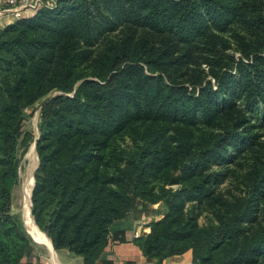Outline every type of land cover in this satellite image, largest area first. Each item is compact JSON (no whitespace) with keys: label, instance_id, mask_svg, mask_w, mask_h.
<instances>
[{"label":"trees","instance_id":"obj_1","mask_svg":"<svg viewBox=\"0 0 264 264\" xmlns=\"http://www.w3.org/2000/svg\"><path fill=\"white\" fill-rule=\"evenodd\" d=\"M42 2L0 28V264H47L10 215L40 101L53 250L98 264L140 213L150 262L264 264V0Z\"/></svg>","mask_w":264,"mask_h":264},{"label":"crops","instance_id":"obj_2","mask_svg":"<svg viewBox=\"0 0 264 264\" xmlns=\"http://www.w3.org/2000/svg\"><path fill=\"white\" fill-rule=\"evenodd\" d=\"M2 12L0 15H3ZM8 21L2 23L0 22L1 27L10 24L15 21L13 16L10 13H7L4 17H2L1 21ZM151 222V218L149 216L133 213L130 217L125 220H122L116 224V228L124 231V237L127 240L125 243L113 244L108 247L105 253L100 258V262L98 264H156L155 262L148 261L141 253L140 249L134 243V233H144L147 234L150 231L149 224ZM56 253V252H55ZM72 257H75L71 255ZM79 263L82 264V260L79 257ZM56 259L58 264H61L57 254ZM191 252L188 251L181 256L173 257L164 260L161 264H191ZM51 264H53L51 262Z\"/></svg>","mask_w":264,"mask_h":264},{"label":"rangeland","instance_id":"obj_3","mask_svg":"<svg viewBox=\"0 0 264 264\" xmlns=\"http://www.w3.org/2000/svg\"><path fill=\"white\" fill-rule=\"evenodd\" d=\"M47 1H49V0H47ZM5 9H7L6 6L5 7L0 6V11H3ZM7 13H9V12H7ZM7 13H3V15H0V22L4 23L10 19V18H8L7 20L1 21L2 17H4ZM0 26H1V24H0ZM41 103L42 102L40 101L39 103L36 104V106L34 107L36 109L35 113L33 114V116L31 118H29L28 120L25 121V124L23 127V130L25 132H29L34 138H36L35 136H38V133H39V129H38L39 117L37 114V112H38L37 108ZM33 143L30 144L27 153L25 154V156L23 157V159L20 162L21 168L19 170V177H20L19 182H18V184L13 185L10 189V196H11L10 215L22 222V226H23L24 230H25V227L23 225V223H24L23 205H24V200H25L24 183H25L26 179L28 178L29 168H30V165L32 162ZM29 156H30V158H29ZM153 208H157V206H154ZM206 221H207V219L203 215L199 219L198 223H199V225H204L206 223ZM34 241H33L34 254L36 256H39L44 263L51 264L49 251L45 247L41 246L37 242L35 243ZM55 252H56L55 255L57 254V257H58L61 264H80L78 258L72 257L71 254L65 250L55 251Z\"/></svg>","mask_w":264,"mask_h":264},{"label":"bare ground","instance_id":"obj_4","mask_svg":"<svg viewBox=\"0 0 264 264\" xmlns=\"http://www.w3.org/2000/svg\"><path fill=\"white\" fill-rule=\"evenodd\" d=\"M32 153H33V156H32V162H31V165L29 168V175H28V178L26 179V181L24 183L25 200H24V205H23V220H24L23 225L25 227L26 232L31 237V239L33 241L35 240L34 241L35 243L36 242L39 243L41 246L45 247L49 251L50 261L53 264H58L55 252L52 249V245L50 243L49 238L36 227L34 220H33V217L31 215V212H30V193H31V189L33 186L32 174H33L34 169L37 165V156H36V153L34 151V148H32ZM29 158H30V156H29Z\"/></svg>","mask_w":264,"mask_h":264},{"label":"built area","instance_id":"obj_5","mask_svg":"<svg viewBox=\"0 0 264 264\" xmlns=\"http://www.w3.org/2000/svg\"><path fill=\"white\" fill-rule=\"evenodd\" d=\"M54 0H49L47 2L48 6L53 5ZM4 4L7 9L0 11L9 12L15 20L21 19L26 13L36 10L39 8L43 2L42 0H4ZM144 233H134V238L142 236Z\"/></svg>","mask_w":264,"mask_h":264},{"label":"water","instance_id":"obj_6","mask_svg":"<svg viewBox=\"0 0 264 264\" xmlns=\"http://www.w3.org/2000/svg\"><path fill=\"white\" fill-rule=\"evenodd\" d=\"M37 114H39V110H38ZM36 141H37V138H35L34 143H33V148H34L35 153H36ZM36 156H37V153H36ZM38 165H39V160H38V156H37V165H36V167H35V169H34V172H33V174H32V178H33V186H32V189H33V187H34V173H35V171L37 170ZM32 189H31V193H32ZM31 193H30V207H31ZM30 212H31V209H30ZM33 220H34V219H33ZM34 223H35V222H34ZM50 243H51V242H50ZM51 245H52V244H51ZM52 249H53V246H52ZM54 251H55V250H54Z\"/></svg>","mask_w":264,"mask_h":264}]
</instances>
